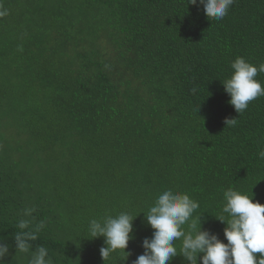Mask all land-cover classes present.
<instances>
[{
	"label": "trees",
	"instance_id": "1",
	"mask_svg": "<svg viewBox=\"0 0 264 264\" xmlns=\"http://www.w3.org/2000/svg\"><path fill=\"white\" fill-rule=\"evenodd\" d=\"M0 10V264L30 258L14 242L26 207L45 223L31 250L46 247L53 264H124L120 250L102 260L88 224L138 216L132 264L166 189L198 201L202 230L225 243L223 192L264 204V96L238 114L222 86L237 57L264 64V0H233L221 20L189 0H0ZM254 79L264 86V73ZM170 264L188 262L178 252Z\"/></svg>",
	"mask_w": 264,
	"mask_h": 264
},
{
	"label": "clouds",
	"instance_id": "2",
	"mask_svg": "<svg viewBox=\"0 0 264 264\" xmlns=\"http://www.w3.org/2000/svg\"><path fill=\"white\" fill-rule=\"evenodd\" d=\"M203 7L207 18L223 19L233 0H189V4ZM7 15L0 10V17ZM232 74L222 82L224 91L230 97L228 103L238 114H242L249 102L264 96V86L254 79L264 73V64L259 66L237 57L231 63ZM236 119H226V125L234 126ZM264 159V150L258 153ZM224 205L217 220L225 224L224 240L209 231L202 230L201 221L194 216L200 207L199 202L189 194L166 189L158 194L152 206L144 214L147 226L152 229L150 238L142 242L143 254L137 256L132 264H170L173 258L183 257L188 264H264V204L254 202V194H244L229 187L223 192ZM34 208L26 207L23 217L17 223L19 231L14 242L17 253L30 256L27 264H53L48 249L37 246L32 251V243L39 238L45 227L44 221L33 223L30 217ZM138 217V216H137ZM134 219L128 212L105 215L101 219H91L88 235L94 239L103 238L104 246L99 249L106 261L114 252L120 250L127 264L132 255L126 251L134 239ZM176 241H180L179 249ZM6 244H0V259L8 254ZM256 254H259L258 256Z\"/></svg>",
	"mask_w": 264,
	"mask_h": 264
}]
</instances>
